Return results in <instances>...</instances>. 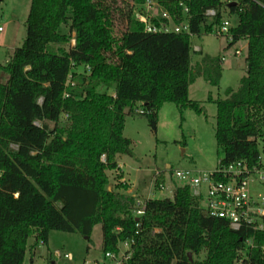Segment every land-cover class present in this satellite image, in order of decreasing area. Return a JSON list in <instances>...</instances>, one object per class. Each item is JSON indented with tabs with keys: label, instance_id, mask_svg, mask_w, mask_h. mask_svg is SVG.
<instances>
[{
	"label": "trees",
	"instance_id": "trees-1",
	"mask_svg": "<svg viewBox=\"0 0 264 264\" xmlns=\"http://www.w3.org/2000/svg\"><path fill=\"white\" fill-rule=\"evenodd\" d=\"M108 1L32 0L22 45L0 63V264H24L30 237L34 253L53 230L92 241L98 224L104 254L130 242L125 264H264V231L231 229L205 211L190 185L177 184L170 200L150 197L140 205L119 190L128 183L109 188L108 175L118 168L119 155H133L123 133L127 114L144 115L156 131L166 102L203 112L189 98L190 85L199 76L219 85L223 58L205 55L193 67L191 39L216 31L225 15L234 14L238 23L229 45L247 40V74L237 89L229 87L225 98L215 100L218 169L238 160L259 164L264 0H131L126 11L118 9L126 25L118 37ZM148 1L171 16L152 17L154 25L188 20L191 34L146 31L134 10L146 15ZM79 65L87 69L78 72ZM247 237L253 238L248 248Z\"/></svg>",
	"mask_w": 264,
	"mask_h": 264
},
{
	"label": "rangeland",
	"instance_id": "rangeland-1",
	"mask_svg": "<svg viewBox=\"0 0 264 264\" xmlns=\"http://www.w3.org/2000/svg\"><path fill=\"white\" fill-rule=\"evenodd\" d=\"M32 0H3L0 2V26L4 31L0 33V63H5L8 56L20 47L26 37V21L30 11ZM113 5L115 19L112 22L113 33L120 36L126 25L119 20V8H127L133 5V1L113 0L108 1ZM142 9L150 18L160 15L164 8L157 2L148 1ZM139 8H135L134 15L138 16ZM228 14V13H227ZM232 25L238 23V15H225ZM171 27L175 24L171 21ZM193 46H199L201 50L192 54V65L196 67L205 55L219 56L223 59V76L219 85H212L203 76L196 78L190 85L189 98L197 101L203 108L202 113L194 109L180 110L173 102L162 105L158 114L157 130L153 131L148 120L141 114H127L124 136L131 139L133 155H121L122 169L119 167L109 170V188L120 183H128L127 189H119L128 193L130 188L135 189L139 196V204L143 205L147 196L170 200L173 190L180 181L174 177L173 169H198L213 172L218 168L219 155L215 137L216 126V99L226 97V88L237 89L240 80L247 74V40L241 39L233 45H229L227 35H217L215 32L204 33L192 37ZM74 44V41H72ZM240 54H236V51ZM78 72H83L84 65L76 66ZM136 108L141 109L138 104ZM67 116L61 118V124L65 123ZM264 142L259 148L264 160ZM160 172L159 174H156ZM159 175V176H158ZM149 179L152 180L150 185ZM132 184V185H131ZM161 184L163 185L161 187ZM151 186V188H150ZM264 192V187L252 185ZM151 189V190H149ZM205 192V188H204ZM34 237L28 239L27 252L24 264H82L84 260L98 264H113L105 259L101 249L102 226L98 224L94 228L92 241H88L79 233H69L58 230L51 231L47 243L41 241L36 246L34 253L31 245ZM68 254L69 258H57L55 251ZM202 253L199 259L204 257Z\"/></svg>",
	"mask_w": 264,
	"mask_h": 264
},
{
	"label": "built area",
	"instance_id": "built-area-1",
	"mask_svg": "<svg viewBox=\"0 0 264 264\" xmlns=\"http://www.w3.org/2000/svg\"><path fill=\"white\" fill-rule=\"evenodd\" d=\"M224 5L232 3L235 0H221ZM188 9L185 8V12ZM208 15H215V10H208ZM158 16V15H156ZM160 16L171 19L168 12L164 11ZM138 19L145 23V30L148 32L157 31H176L187 32L191 34L188 20L183 21L179 25L171 27L170 24L163 23L160 27L151 22V18L147 15L139 14ZM233 25L229 18H225L219 28L214 31L217 35L231 36ZM4 28L0 26V33ZM195 51L201 50L199 46L194 47ZM240 54V51H236ZM224 59V58H223ZM2 71L0 70V75ZM105 160V155L102 156ZM173 175L180 183L191 186L195 196L201 199L202 206L205 211L214 217L223 218L228 221L231 229L243 233L249 231H264V192L259 188H252V185L264 187V160L258 165L249 167L245 160H238L221 169L213 172L202 171L198 169H173ZM160 172L157 171L156 174ZM217 173L222 176L217 179ZM159 176V175H158ZM163 185L161 184V187ZM205 188V192H204ZM137 215H142L143 211L138 209ZM253 246V238L245 239V247ZM57 258H69L68 254H62L59 250L55 251ZM132 254L130 242L125 241L120 244L118 252L108 251L104 254L105 259L110 260L113 264H125ZM264 255V247H263ZM237 264H242V260H237ZM82 264H98L89 260H84Z\"/></svg>",
	"mask_w": 264,
	"mask_h": 264
},
{
	"label": "crops",
	"instance_id": "crops-1",
	"mask_svg": "<svg viewBox=\"0 0 264 264\" xmlns=\"http://www.w3.org/2000/svg\"><path fill=\"white\" fill-rule=\"evenodd\" d=\"M222 76H223V74H222ZM221 79H222V78H221ZM226 89H227V88H226ZM120 156H121V155H119V156L117 157V162H118L119 167L122 169V162L119 161ZM168 167L171 168V166H170L169 164L167 165V168H168ZM149 182H150V185H151L152 180L149 179ZM131 185H132V184H131ZM150 188H151V186H150ZM149 190H151V189H149ZM128 193H129V194H133V195H135V196H139V194H137L136 190H135V189H132V187L130 188V191H129ZM146 198H150V196H147ZM139 200H140V199H139ZM53 264H55V263L53 262Z\"/></svg>",
	"mask_w": 264,
	"mask_h": 264
},
{
	"label": "water",
	"instance_id": "water-1",
	"mask_svg": "<svg viewBox=\"0 0 264 264\" xmlns=\"http://www.w3.org/2000/svg\"><path fill=\"white\" fill-rule=\"evenodd\" d=\"M1 1H2V0H0V2H1ZM232 4H235V2H232L231 5H232ZM188 256H189V258L192 260V253H191V252L188 253Z\"/></svg>",
	"mask_w": 264,
	"mask_h": 264
}]
</instances>
